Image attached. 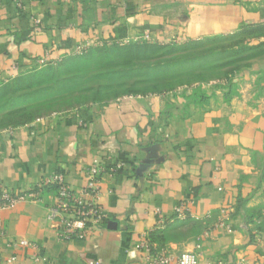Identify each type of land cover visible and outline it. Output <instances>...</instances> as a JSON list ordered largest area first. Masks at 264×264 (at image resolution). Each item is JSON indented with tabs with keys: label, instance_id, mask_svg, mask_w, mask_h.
<instances>
[{
	"label": "crops",
	"instance_id": "0c3cea01",
	"mask_svg": "<svg viewBox=\"0 0 264 264\" xmlns=\"http://www.w3.org/2000/svg\"><path fill=\"white\" fill-rule=\"evenodd\" d=\"M19 1L22 8L0 0V86L41 66L40 60L108 42L146 39L189 49L264 30V0ZM245 43L262 45L264 34ZM214 56L162 70L236 69L229 64L233 57ZM241 71L230 90L223 73L1 130L0 181L12 190H27L56 172L81 189L96 158L125 166L102 175L98 201L106 221L88 238L58 239L47 219L53 189L40 202L1 210L6 240L36 246L9 248L4 240V264H150L148 250L136 247L144 232L152 248L173 252L170 264L183 252H196L198 264H264V58ZM197 88L207 100L193 97ZM181 203L186 219L175 215ZM157 210L166 220L162 228ZM10 256L16 261L7 262Z\"/></svg>",
	"mask_w": 264,
	"mask_h": 264
},
{
	"label": "rangeland",
	"instance_id": "374dc122",
	"mask_svg": "<svg viewBox=\"0 0 264 264\" xmlns=\"http://www.w3.org/2000/svg\"><path fill=\"white\" fill-rule=\"evenodd\" d=\"M259 33L264 34V30H248L235 39L221 37L215 43L205 42L189 49L154 45L140 39L108 42L74 51L0 86V131L32 124L54 113L103 105L127 94L168 90L193 81L221 77L226 71L210 72L198 67L171 74L162 68L168 63L189 59L192 54L204 56L207 52L222 53L236 46H246L245 42ZM243 51L236 57L246 61L234 65L241 70L264 58V44L256 50ZM221 57L222 60L231 58L227 52Z\"/></svg>",
	"mask_w": 264,
	"mask_h": 264
},
{
	"label": "built area",
	"instance_id": "2783aa9c",
	"mask_svg": "<svg viewBox=\"0 0 264 264\" xmlns=\"http://www.w3.org/2000/svg\"><path fill=\"white\" fill-rule=\"evenodd\" d=\"M16 5L22 8L19 0H15ZM47 60H40V64ZM124 163L121 161L112 164L104 163L96 158L84 171L85 185L81 189H76L65 181L61 172H56L27 190H12L0 181V211L10 208L23 201L40 202L43 193L47 188L55 186V195L48 206L47 219L56 228V234L59 240L68 241L73 239H85L90 237L96 228L102 226L106 221V213L99 203L101 194V180L104 173L111 175L123 169ZM187 206L181 203L175 208V215L180 219L187 218ZM158 226L162 228L165 225V219L159 210ZM158 227V228H159ZM6 231L0 226V264H4L3 259V241H7L9 248L27 247L34 244L26 239L6 240ZM141 241L136 245L138 249L146 248L148 250L147 260L150 264H170L175 260V255L168 248L154 249L149 243V232L142 234ZM38 258V257H36ZM35 258V259H36ZM16 256L7 258V262L16 261ZM88 264H105L101 259H88ZM177 264H198L196 252H183L177 257ZM234 264H247L244 260H239Z\"/></svg>",
	"mask_w": 264,
	"mask_h": 264
},
{
	"label": "trees",
	"instance_id": "16d2710c",
	"mask_svg": "<svg viewBox=\"0 0 264 264\" xmlns=\"http://www.w3.org/2000/svg\"><path fill=\"white\" fill-rule=\"evenodd\" d=\"M220 38H213V39H208V40H206V41H204V42H206V43H215V41L217 42L218 40H219ZM232 39V38H231ZM263 45V44H262ZM262 45H257V46H250V47H248V46H240V48H232V49H226V50H224L222 53L221 52H210V53H216V54H214V55H219V53H221V54H224V53H226L227 52V55L229 56V55H231V57H235L233 60H231V62H229V64H231V63H233V64H237V63H239V62H241V61H246V60H242V59H239L238 57H236L237 55V53H243V52H245V51H243V50H246V49H248V50H256V49H258L260 46H262ZM222 51V50H221ZM212 56V55H210V54H206V55H204V56H200V55H197V54H192V56H191V58H189V59H185V60H189V62H196V61H198V60H201V59H205V58H209V57H211V58H213V57H217V56ZM220 59V58H219ZM250 59V58H249ZM248 60V59H247ZM174 62H176V61H174ZM176 63H179V61H177ZM47 66V65H46ZM45 66V67H46ZM49 66V65H48ZM222 66H227V64H223ZM215 68V67H214ZM241 71V69L239 68V66H236V69H230V70H227L225 73H224V76H223V81L225 82V84H226V88L227 89H231V88H233V83H232V81H233V79L235 78V76L236 75H238L239 74V72ZM25 74V73H24ZM24 74H22V75H24ZM21 75V76H22ZM18 78H20V76L19 77H17V78H15V79H18ZM38 79V78H37ZM193 97H195L196 98V100L197 99H199L200 101H203V100H207V96H206V94L204 93V92H202L199 88H197L195 91H194V96ZM48 189H53L54 191L56 190V187L55 186H52V187H49V188H47L46 189V191L48 190Z\"/></svg>",
	"mask_w": 264,
	"mask_h": 264
}]
</instances>
